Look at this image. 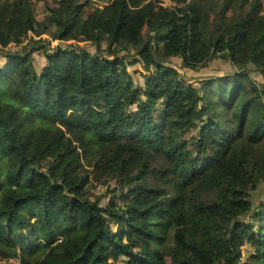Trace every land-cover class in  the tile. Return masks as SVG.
Segmentation results:
<instances>
[{"label": "trees", "instance_id": "obj_1", "mask_svg": "<svg viewBox=\"0 0 264 264\" xmlns=\"http://www.w3.org/2000/svg\"><path fill=\"white\" fill-rule=\"evenodd\" d=\"M55 3L0 0V264H264V0Z\"/></svg>", "mask_w": 264, "mask_h": 264}, {"label": "rangeland", "instance_id": "obj_2", "mask_svg": "<svg viewBox=\"0 0 264 264\" xmlns=\"http://www.w3.org/2000/svg\"><path fill=\"white\" fill-rule=\"evenodd\" d=\"M36 5V15L39 19H43L47 14H49V9L52 8L55 4V0H32ZM83 3H86L88 0H81ZM167 6L174 7L176 4L174 3H167L165 4ZM91 11L89 9L86 10V13L89 14ZM44 38L51 40L52 46L59 45V42L52 41L51 37L49 35H44ZM26 44V41L23 43ZM80 47L87 49L88 51L95 53L96 48L93 46L92 43L89 42H79L77 43ZM64 46H67L68 44H63ZM105 48V45H104ZM20 50L21 46H15L12 45L9 50ZM6 62L5 58L0 57V64L3 65ZM170 65L175 67L179 73H181L186 80L189 82L197 85V81L202 80L204 78H215V77H224L229 74H231L234 69L233 66L229 62H225L222 60H216L211 62L206 68L198 70V71H189L186 70L183 67V63L179 58H173L170 61ZM46 59L43 56L41 52H34L32 55V64L34 69L36 71L40 72L45 66H46ZM252 72L250 73L252 79L256 81L257 83H262V77L254 70L253 66H250ZM129 72L133 76L135 82L140 84V86H144L145 83V77L144 75L147 74V71L144 69L142 64H136L134 66H129ZM42 125H47L43 123ZM114 185V180L111 182ZM264 189V188H262ZM106 191V185L100 184L95 186V188L92 191V195L97 197L101 196ZM255 200H258L259 198H264V190L258 191ZM109 197H104L101 201V204L103 206H106L108 204ZM257 203V201L255 202ZM245 250V248H244Z\"/></svg>", "mask_w": 264, "mask_h": 264}]
</instances>
